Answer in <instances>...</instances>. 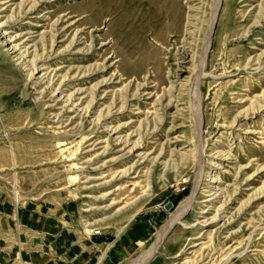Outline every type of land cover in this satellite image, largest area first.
Listing matches in <instances>:
<instances>
[{"label": "rangeland", "instance_id": "rangeland-1", "mask_svg": "<svg viewBox=\"0 0 264 264\" xmlns=\"http://www.w3.org/2000/svg\"><path fill=\"white\" fill-rule=\"evenodd\" d=\"M216 3L0 0L14 251L140 264L174 221L143 264H264V0Z\"/></svg>", "mask_w": 264, "mask_h": 264}, {"label": "crops", "instance_id": "crops-1", "mask_svg": "<svg viewBox=\"0 0 264 264\" xmlns=\"http://www.w3.org/2000/svg\"><path fill=\"white\" fill-rule=\"evenodd\" d=\"M7 225V224H6ZM14 225V221L12 222ZM8 226V225H7ZM5 223L2 219V213L0 216V260L5 263L10 264H21L23 261H26L28 264H83L87 262V260H93V257L89 255L90 247H84L78 245V239H72L75 241L73 244H70L68 247L59 246L57 247V251L60 253L58 258H54V255L50 252L46 253L44 256H39L36 253H28L23 254L20 251L13 250L14 246V237L11 236L9 232L5 234L4 231ZM51 237V236H50ZM56 242H66L71 239L68 235H59L56 237ZM17 240H19V236H17ZM11 247H10V244ZM85 248V249H84ZM21 253V254H20ZM87 253L89 256H86Z\"/></svg>", "mask_w": 264, "mask_h": 264}, {"label": "bare ground", "instance_id": "bare-ground-1", "mask_svg": "<svg viewBox=\"0 0 264 264\" xmlns=\"http://www.w3.org/2000/svg\"><path fill=\"white\" fill-rule=\"evenodd\" d=\"M219 1L220 0H217V3H216V7L219 5ZM37 7V6H36ZM35 8V7H34ZM26 9V8H25ZM24 9V10H25ZM28 10V9H27ZM216 10V9H215ZM32 11V10H31ZM61 28V27H60ZM45 38V37H44ZM50 38V37H49ZM44 41V40H43ZM73 41V40H72ZM208 47H209V41H207V43H205V45L203 46V54H202V56H201V60H200V63L195 67V69L197 68V79H198V81H199V78L200 77H202L203 76V74L205 73L204 72V66H205V62H206V55H207V51H208ZM77 68V67H76ZM79 68V67H78ZM93 67H87V68H85L84 70H82V69H78L77 70V72H82L83 71V74L84 73H89V72H91L93 69H92ZM94 71V70H93ZM93 73V72H92ZM53 74V73H52ZM53 80V79H52ZM51 80V81H52ZM51 81H50V83H51ZM62 85V84H61ZM94 88H95V86H94ZM98 88V87H97ZM92 90L93 89H90V92H92ZM197 90H198V88H197ZM199 92V91H198ZM92 94V93H91ZM94 94V93H93ZM136 94H138V93H136ZM126 99V98H125ZM67 101L68 102H70L71 101V97H68V99H67ZM119 103H121V108H123V107H125L126 105H127V103L126 102H120L119 101ZM89 112V111H88ZM100 119H101V117H99L98 118V121H100ZM197 120H198V126H199V128H200V122H201V119H200V111H199V116H198V118H197ZM201 143V142H200ZM204 147L205 146H203L202 147V150H201V161L203 160V156H204ZM203 169H204V167H203V164H202V166H201V170L203 171ZM213 181H216L215 180V178H213ZM191 204V200H189L187 203H185L184 204V206L182 207V209H181V213H180V216H181V214H183V212L189 207V205ZM179 219V218H178ZM174 223V221H171V223L166 227V229L164 230V232L159 236V239H158V241L152 246V248L143 256V258H142V260H141V262H140V264H143L155 251H156V248H157V245H158V243H159V241L162 239V237H163V235L166 233V231L172 226V224Z\"/></svg>", "mask_w": 264, "mask_h": 264}, {"label": "built area", "instance_id": "built-area-1", "mask_svg": "<svg viewBox=\"0 0 264 264\" xmlns=\"http://www.w3.org/2000/svg\"><path fill=\"white\" fill-rule=\"evenodd\" d=\"M0 264H7V263H5V262H2V261L0 260Z\"/></svg>", "mask_w": 264, "mask_h": 264}, {"label": "water", "instance_id": "water-1", "mask_svg": "<svg viewBox=\"0 0 264 264\" xmlns=\"http://www.w3.org/2000/svg\"><path fill=\"white\" fill-rule=\"evenodd\" d=\"M213 29H211V31H212Z\"/></svg>", "mask_w": 264, "mask_h": 264}]
</instances>
